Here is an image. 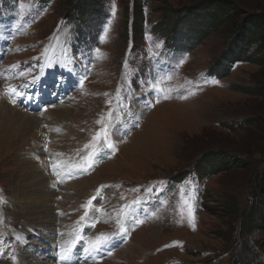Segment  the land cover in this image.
I'll list each match as a JSON object with an SVG mask.
<instances>
[{
	"label": "rangeland",
	"instance_id": "374dc122",
	"mask_svg": "<svg viewBox=\"0 0 264 264\" xmlns=\"http://www.w3.org/2000/svg\"><path fill=\"white\" fill-rule=\"evenodd\" d=\"M236 1L247 13L264 7V0ZM189 2L147 1L134 17L132 0H100L99 15L85 17L62 0L42 7L37 0H0V103L19 109L0 107V264H16L26 218L42 225L40 232L49 227L32 214L38 171L64 187L50 197L54 238L60 246L81 238L88 252L79 264H264V228L237 236L229 248L219 233L227 212L213 210L230 197L245 210L253 196L250 213L263 215L264 225V194L254 186L264 171V127L245 123L264 119V96L256 91L264 66L240 62L227 70L225 53H239L233 42L255 48L252 35L240 36L231 25L197 45L176 37L191 22L155 8L168 12ZM156 23L169 40L191 49H167ZM50 59L56 76L46 74L26 91ZM49 109L60 111L51 114L56 119H40ZM20 111L41 116L29 122ZM34 131L39 136L32 141ZM42 147L44 157L35 152ZM207 147L229 149V160L246 166L230 163L220 171L212 164L201 184L193 175L170 179L191 169ZM36 193L38 206L44 200ZM112 231L121 234L115 244L91 254ZM36 239L29 236L27 247Z\"/></svg>",
	"mask_w": 264,
	"mask_h": 264
},
{
	"label": "trees",
	"instance_id": "16d2710c",
	"mask_svg": "<svg viewBox=\"0 0 264 264\" xmlns=\"http://www.w3.org/2000/svg\"><path fill=\"white\" fill-rule=\"evenodd\" d=\"M54 0H40L41 4L47 5ZM147 1L151 0H132V15L134 17H138L140 12V6L143 7V4ZM190 2L186 5H182V7L177 8H168V12L166 11V7L155 8L156 11L163 14V17L172 16L177 17V14L180 13L179 18H185L191 22V28L187 34H180L176 37L185 38L188 42L192 44H198L200 41H203L208 36H210L213 32L218 29L231 25L236 33H239L240 36L249 37L252 35V41L255 43V48L250 49L248 47L242 46L243 42H233L232 48L237 49L239 53L234 54L233 52L225 53V61L224 63L227 65V70L229 71L230 67L240 63H254L259 66H264V7L258 9L257 11L247 13L244 11L240 4L236 0H189ZM62 3L68 7L76 6L77 14L83 15L85 17L99 15L101 3L100 0H62ZM82 17V16H81ZM80 18V17H78ZM67 21L72 22L76 27L75 20L68 18ZM135 20L132 19V22ZM202 24V27H200ZM199 25V26H196ZM156 29L155 32L157 35L161 36L167 45V47H172V44L176 47L182 48L184 50H190L191 45L187 44L183 45L177 43V39H171L165 35L164 28L157 26V23L154 25ZM137 31H140L138 28ZM139 33V32H138ZM245 40V39H244ZM257 93L260 96H264V83L260 84L257 88ZM245 123L250 126H261L264 127V119L253 118L248 119ZM237 125V124H235ZM213 146V145H212ZM210 146V147H212ZM207 147L204 151L201 160H209L207 161L208 165L200 164L196 162L191 169L185 170L174 176L175 178H170L172 181L174 180L176 183L182 181L184 178H187L189 175H193V178L198 180L199 184L203 183L205 179L208 178L212 173H206L209 169L210 165L216 163L214 166L216 169L222 171L224 169H229L231 164H235V166L245 167L246 164H239V158L231 159L229 158L233 156V152L229 149L222 148H211ZM209 155H213L212 158H208ZM234 161V162H233ZM231 163V164H230ZM264 181V171L259 175L257 181L254 182L255 191L261 194H264V186H262V182ZM254 189V188H253ZM206 190L201 191L202 201L207 199ZM249 206L245 210L240 209L239 204L234 201V198L230 197L227 202H221L220 207L214 208L215 212H220L221 208L227 212L225 214V222L226 228L223 232H219L220 234L226 237V246L229 248L233 247L234 242L238 239V237L247 235L252 232L254 229H263L264 225L262 224V216L261 214H252L250 213L253 209L256 208L257 202L254 201L253 196L249 199ZM251 205V206H250ZM207 208V207H206ZM239 220L238 226L235 224V220Z\"/></svg>",
	"mask_w": 264,
	"mask_h": 264
},
{
	"label": "bare ground",
	"instance_id": "6f19581e",
	"mask_svg": "<svg viewBox=\"0 0 264 264\" xmlns=\"http://www.w3.org/2000/svg\"><path fill=\"white\" fill-rule=\"evenodd\" d=\"M51 62H53L52 59H50L46 62L47 64H45V69L48 68V70L47 69H46V71L44 70L41 77H39L38 79H35V80H32V79L27 80V84L24 85L26 91L33 90L35 88L38 80L43 79L46 74L56 76L55 73H53V67L51 66ZM65 70H68V69L65 68ZM69 74L71 75L72 73H69ZM37 98L40 100L41 94L37 95ZM0 107L1 108L4 107L3 109H6V110H14V111L17 110L15 108H12L11 106H9V104H7L5 101H2V100L0 103ZM49 110H53V109H49ZM18 111H19V109L17 110V112ZM20 112H21V114L19 115L20 118L27 120L29 122H31L32 121L31 119H34V117H36V120L39 121V116H41L38 114H29V113L22 112V111H20ZM57 112L60 113V111L53 110V111H51L49 116H45L47 114V112H46L42 117H40V119L43 118V119L55 120L57 116L54 117V115L52 116L51 114L56 115ZM17 114H19V113H17ZM20 118H18V119H20ZM29 127H31V126H29ZM52 131L55 134V131L54 130H52ZM33 133H35L36 135H33V137L31 138L32 141H34L35 137L39 136V135H37L38 134L37 131L36 132L34 131ZM115 133L116 134L118 133L117 129H116ZM46 135L48 136V138H53L52 133L46 134ZM35 152L37 153L38 156L42 155L43 157H44L43 154H46V151L43 147H42L41 151L35 150ZM30 160L31 159H29V161ZM81 163L83 164V162H81ZM39 167L36 168L37 171H38V169H40ZM34 176L37 179L40 178L41 177V171H38V173H36ZM36 178H33V182H31L34 185V187L32 188L33 190L31 191L32 194L30 195V198H31L30 202L34 203V205H35V206H33L35 212L32 211V214H38L37 221L39 220L40 216H41V218L43 217V219H41L40 222L44 223L46 226H49V227H48V229H43V230L41 229L42 231L40 232L36 229L42 228V225H34V224H32V223L36 222V221H34V219L31 220L30 218H26V222L23 224L24 228H22V232H21L22 235H19L22 238L20 240L19 249L17 250V257L18 258L16 260V264L18 262H19L18 264H55L52 261L53 258L56 260L57 264H79L80 262H83V257L86 256L88 251H87L85 246L83 247V243H82L83 241L81 240L80 237L76 236L75 240H73V241L69 240L68 243H66L65 245H62V246H60V244L57 243L55 241V238H54L55 234H56V227L58 226V222H56L57 214L53 213V210L50 208V206H51L50 205V200H51L50 197L60 193L61 189L62 188L64 189V187H56L54 184H52V178L50 176H47L46 178H40V179H38V181L35 180ZM56 189H58V191H56ZM36 191H37V193H36ZM34 193L37 194L38 197L36 196V198L38 199V201L44 200L42 203H39L38 206H36L37 205L36 199L35 198L32 199V197H33L32 195ZM33 200H35V202H33ZM37 207H39L38 210H37ZM83 223H84L83 220H81L76 224V231L79 234H81V230L83 229ZM122 234H124V232ZM29 236H35L38 238L36 240H39V242L35 244L34 248L27 247V245H26L27 243H29V241H27V238ZM119 236H121V234H119L118 232H115V231L110 232L109 235L102 236L101 239L97 240L96 243H94L92 245L93 248H95V250H91L90 253L95 254L97 252V250H96L97 247H99V248L102 247V249H103L104 245H107V244L109 246H112V244L114 245ZM17 238H18V236H17ZM24 246L26 249H24ZM125 246H126V244L122 245L119 248V250L115 252V254L119 253V251H121L122 249L124 250L126 248ZM23 253H27V254L22 256L21 254H23ZM62 257H67V258L62 259Z\"/></svg>",
	"mask_w": 264,
	"mask_h": 264
},
{
	"label": "snow or ice",
	"instance_id": "6c2138e0",
	"mask_svg": "<svg viewBox=\"0 0 264 264\" xmlns=\"http://www.w3.org/2000/svg\"><path fill=\"white\" fill-rule=\"evenodd\" d=\"M86 147H88L87 145H86ZM93 199H95V198H93ZM0 200H2V197H0ZM89 203H91V201L89 202ZM81 219H83V217H81ZM106 239V238H105ZM67 257H62V259H66Z\"/></svg>",
	"mask_w": 264,
	"mask_h": 264
}]
</instances>
